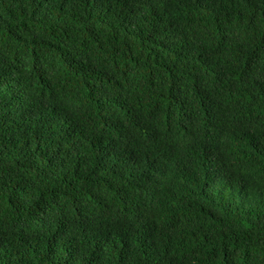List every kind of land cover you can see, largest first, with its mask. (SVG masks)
<instances>
[{"label":"trees","instance_id":"1","mask_svg":"<svg viewBox=\"0 0 264 264\" xmlns=\"http://www.w3.org/2000/svg\"><path fill=\"white\" fill-rule=\"evenodd\" d=\"M0 264H264V0H0Z\"/></svg>","mask_w":264,"mask_h":264}]
</instances>
